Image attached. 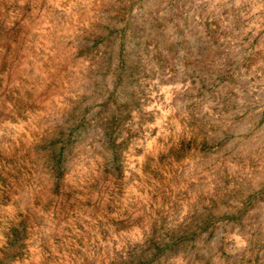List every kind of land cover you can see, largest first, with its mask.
<instances>
[{"label": "rangeland", "instance_id": "obj_1", "mask_svg": "<svg viewBox=\"0 0 264 264\" xmlns=\"http://www.w3.org/2000/svg\"><path fill=\"white\" fill-rule=\"evenodd\" d=\"M0 264H264V0H0Z\"/></svg>", "mask_w": 264, "mask_h": 264}]
</instances>
